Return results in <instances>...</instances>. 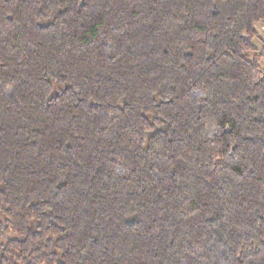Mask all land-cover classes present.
I'll return each mask as SVG.
<instances>
[{"label":"trees","instance_id":"trees-1","mask_svg":"<svg viewBox=\"0 0 264 264\" xmlns=\"http://www.w3.org/2000/svg\"><path fill=\"white\" fill-rule=\"evenodd\" d=\"M261 22L264 0H0V264H264Z\"/></svg>","mask_w":264,"mask_h":264},{"label":"rangeland","instance_id":"rangeland-1","mask_svg":"<svg viewBox=\"0 0 264 264\" xmlns=\"http://www.w3.org/2000/svg\"><path fill=\"white\" fill-rule=\"evenodd\" d=\"M256 36L253 38V43L256 46L254 51L246 53L247 57L251 60L254 57L257 58V63L260 69L264 72V23H257L254 26Z\"/></svg>","mask_w":264,"mask_h":264}]
</instances>
